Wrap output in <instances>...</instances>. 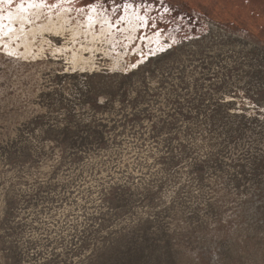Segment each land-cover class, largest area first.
Segmentation results:
<instances>
[{"label":"rangeland","instance_id":"obj_1","mask_svg":"<svg viewBox=\"0 0 264 264\" xmlns=\"http://www.w3.org/2000/svg\"><path fill=\"white\" fill-rule=\"evenodd\" d=\"M0 264H264V0H0Z\"/></svg>","mask_w":264,"mask_h":264},{"label":"snow or ice","instance_id":"obj_2","mask_svg":"<svg viewBox=\"0 0 264 264\" xmlns=\"http://www.w3.org/2000/svg\"><path fill=\"white\" fill-rule=\"evenodd\" d=\"M102 102V101H101Z\"/></svg>","mask_w":264,"mask_h":264},{"label":"trees","instance_id":"obj_3","mask_svg":"<svg viewBox=\"0 0 264 264\" xmlns=\"http://www.w3.org/2000/svg\"><path fill=\"white\" fill-rule=\"evenodd\" d=\"M74 1V0H73Z\"/></svg>","mask_w":264,"mask_h":264}]
</instances>
